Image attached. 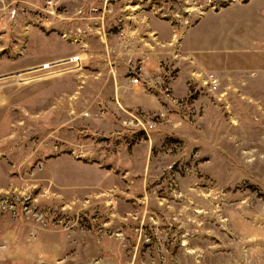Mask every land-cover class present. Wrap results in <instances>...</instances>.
<instances>
[{"label": "rangeland", "instance_id": "rangeland-1", "mask_svg": "<svg viewBox=\"0 0 264 264\" xmlns=\"http://www.w3.org/2000/svg\"><path fill=\"white\" fill-rule=\"evenodd\" d=\"M45 1L0 0V264H264V0Z\"/></svg>", "mask_w": 264, "mask_h": 264}, {"label": "crops", "instance_id": "crops-1", "mask_svg": "<svg viewBox=\"0 0 264 264\" xmlns=\"http://www.w3.org/2000/svg\"><path fill=\"white\" fill-rule=\"evenodd\" d=\"M97 1H100V0H96V3ZM146 19V18H145ZM145 22L141 23L142 25V28H144V33H147V34H152V35H155L160 39V40H163L165 37H170V32L171 30L169 29V27L166 25V23L163 22V24L161 23H154L151 19H148L145 20ZM130 22V21H129ZM160 22V21H159ZM128 25V23H127ZM145 25V26H144ZM133 31H125V35H126V39H121L120 37L116 35H114V51L116 50V53L120 54L122 53L123 55H129L130 57L132 55L136 56L137 54L140 56V60H141V71L145 72L147 71V68L150 66V59L152 60V56H150L148 53H147V47H140L136 42H135V37L132 35ZM144 39H146V37L143 35L142 36ZM141 37V38H142ZM153 38V37H152ZM154 39V38H153ZM144 44H150V42L148 40H146V42H144ZM137 49L135 50H138L137 52H130L131 50V46H133ZM133 56V57H134ZM159 56V55H158ZM159 57H157L158 59ZM124 88L125 90H122V93L124 91H126L127 87H122ZM121 99L123 100L124 99V102H142L143 100L141 99H138V100H135V101H129L127 99V96L124 95V93L121 95Z\"/></svg>", "mask_w": 264, "mask_h": 264}, {"label": "built area", "instance_id": "built-area-1", "mask_svg": "<svg viewBox=\"0 0 264 264\" xmlns=\"http://www.w3.org/2000/svg\"><path fill=\"white\" fill-rule=\"evenodd\" d=\"M117 1L118 0H100V1H97V4H96L97 6H92L90 8V13H89L90 14V16H89L90 18L89 19H98V20L102 21L104 19V13H105L107 7L111 4V2H115L116 3ZM44 4H45V6L47 8V12H51V10L54 8V4L55 3H54V0H46ZM99 10H101V12ZM73 40H75V39H73ZM59 63L69 65V67H66L65 70L77 69V68H79L81 66V58L79 56H72V57H69V58H67L65 60L58 61V62H55V63L42 64V65H40L38 70L46 69V68H52L55 65H58ZM137 71H139V70H137ZM133 73H134V71H133ZM130 81L133 84L140 83L139 82V75H135V76L131 77ZM211 83H212L211 84L212 87L215 88V86L217 84V80L216 79H211Z\"/></svg>", "mask_w": 264, "mask_h": 264}]
</instances>
